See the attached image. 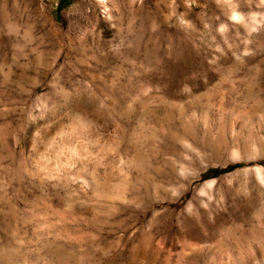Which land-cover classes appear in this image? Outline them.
Listing matches in <instances>:
<instances>
[{"label": "rangeland", "instance_id": "374dc122", "mask_svg": "<svg viewBox=\"0 0 264 264\" xmlns=\"http://www.w3.org/2000/svg\"><path fill=\"white\" fill-rule=\"evenodd\" d=\"M0 0V264H264V0Z\"/></svg>", "mask_w": 264, "mask_h": 264}, {"label": "trees", "instance_id": "16d2710c", "mask_svg": "<svg viewBox=\"0 0 264 264\" xmlns=\"http://www.w3.org/2000/svg\"><path fill=\"white\" fill-rule=\"evenodd\" d=\"M72 0H59V4L58 6L61 7L63 5H66L68 3H70Z\"/></svg>", "mask_w": 264, "mask_h": 264}]
</instances>
